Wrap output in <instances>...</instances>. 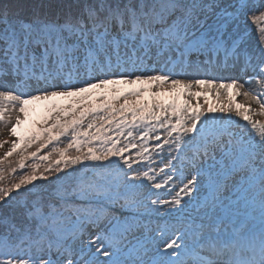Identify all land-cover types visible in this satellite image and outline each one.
Segmentation results:
<instances>
[{"label": "snow or ice", "instance_id": "1", "mask_svg": "<svg viewBox=\"0 0 264 264\" xmlns=\"http://www.w3.org/2000/svg\"><path fill=\"white\" fill-rule=\"evenodd\" d=\"M249 21L264 0H0V264H264Z\"/></svg>", "mask_w": 264, "mask_h": 264}, {"label": "rangeland", "instance_id": "2", "mask_svg": "<svg viewBox=\"0 0 264 264\" xmlns=\"http://www.w3.org/2000/svg\"><path fill=\"white\" fill-rule=\"evenodd\" d=\"M248 24H250V25L252 26V33H251V35H250V37H249V38L251 39L250 43L253 44L254 46H258V44H259V35H260V33H259V29H260V28H264V22L252 23L251 21H249ZM225 75H227V74H225ZM210 99H211V98H210ZM238 100H240V101L242 102V101H243V98L240 97V98H238ZM199 102H200L201 104H204V99L201 97ZM192 103L195 104V103H196V100H193ZM205 107H207V105H205ZM257 119H262V120H264V117H263V118H259V117H257ZM241 123H243V122L241 121ZM2 136L9 137L7 128H2V129H0V137H2ZM11 139H14V137H10V138H9V140H11ZM151 143H155V142L153 141V142H151ZM4 151H6V148H5V149H2V154H3ZM45 151H46V150H45ZM166 153H167V152H165V155H166ZM2 154H1V155H2ZM30 163H31V161H30ZM173 194H174V193H173ZM164 198H168V199H170L171 197L167 195V196H165ZM95 235H96V233H95V231L93 230V231H92V238H93V239L95 238ZM100 259H104V257L101 256Z\"/></svg>", "mask_w": 264, "mask_h": 264}, {"label": "trees", "instance_id": "3", "mask_svg": "<svg viewBox=\"0 0 264 264\" xmlns=\"http://www.w3.org/2000/svg\"><path fill=\"white\" fill-rule=\"evenodd\" d=\"M9 140V139H8ZM2 154V149H0V155ZM27 163H30V161H28ZM23 171H27V169L23 170Z\"/></svg>", "mask_w": 264, "mask_h": 264}]
</instances>
